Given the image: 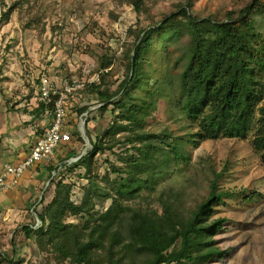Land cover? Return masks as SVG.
<instances>
[{"label": "trees", "instance_id": "trees-1", "mask_svg": "<svg viewBox=\"0 0 264 264\" xmlns=\"http://www.w3.org/2000/svg\"><path fill=\"white\" fill-rule=\"evenodd\" d=\"M194 1L181 0L154 21L147 0H114L115 10L131 7L146 21L125 30L119 53L97 56L96 79L78 91L97 99L78 109L80 116L86 114L81 122L86 120L89 147L75 163L70 159L80 154L66 152L65 161L51 165L41 199L27 209L31 221L20 233L33 242L44 264H210L225 253L214 247L213 237L230 222L214 218L216 208L239 194L245 203L262 196L246 189L220 190L221 172L210 180L206 197L189 208L179 191L153 193L158 180L173 168H187L191 151L206 140L248 135L253 152L264 163V33L258 27H264V21L259 22L264 20V0H238L228 8L200 13H193ZM0 6V22L15 11L25 22L23 28L39 40L47 28L53 34L59 30L56 2L0 0ZM110 15L117 21L113 12ZM94 28L97 24L90 20L84 31ZM59 68L62 83H80L66 64ZM117 68L125 76L107 83ZM109 85L117 86L116 91L105 93ZM56 99L49 104L38 101L32 116H52ZM170 105L192 133L177 135L167 117L156 124L154 115ZM94 108L100 118L108 112L112 117L91 140L88 114ZM71 136L84 145L79 129ZM126 145L139 149L122 166L109 164L100 175L97 157ZM79 170L77 179L86 185L76 202L75 185L67 179ZM99 199L110 204L96 215ZM36 220L40 226L34 229ZM10 244L9 253H0V264H22L14 261L17 249L12 239Z\"/></svg>", "mask_w": 264, "mask_h": 264}, {"label": "rangeland", "instance_id": "rangeland-1", "mask_svg": "<svg viewBox=\"0 0 264 264\" xmlns=\"http://www.w3.org/2000/svg\"><path fill=\"white\" fill-rule=\"evenodd\" d=\"M46 1L56 2L55 12L60 18L57 21L59 30L53 34L47 28L42 40H39L33 32L23 28L25 22L17 16L15 11L7 20L0 22L1 135L8 129L11 136H19L21 129L25 131L29 124L37 125L39 130L47 128L52 121V116L45 115L42 121L32 116V111L38 107V101H40L37 94L38 78L46 76L53 85L59 88L63 82L58 76L59 67L66 64L76 81L82 84L91 83L96 79L93 73L97 66V56L107 52L119 53L122 41L125 39V30L137 22L141 24V21L143 23L144 20L146 21L145 15L137 16L131 7L123 6L115 10L114 0ZM180 1L147 0V3L151 7L153 20L159 21L162 15L173 9V6ZM237 1L195 0L193 13H200L205 9L210 12L219 8H228ZM28 4L35 5L36 0H28ZM27 11L30 12V8H27ZM111 12L117 16V21L111 17ZM1 13L0 6V16ZM90 20L96 22L97 28H94L92 32L84 31ZM262 21L264 20H259L260 23ZM258 27L264 33V27ZM173 73L174 76L177 75V71ZM124 76L122 69L117 68L116 76L108 77L106 81L112 83L122 80ZM79 77L81 78L78 80ZM113 86L109 85L103 88V91L105 93L115 92L117 86ZM78 91L80 89L68 95L66 114L71 135L79 129L84 145L72 136L71 143L56 151L55 160L50 165L65 161L68 157L66 152L82 155L84 151L87 137L85 131H82L78 109L95 104L97 99L89 94H80ZM95 110V108L92 109L88 114V133L91 140L107 128L112 117L108 112L100 118ZM154 117L156 124L163 123L167 117L168 127L177 135L192 133V129L188 127L183 118L179 117L176 108L172 105L163 108ZM152 126H155V123ZM249 139L250 136L247 135L244 139L206 140L198 149L191 151L190 164L187 168L182 164L173 168L169 175L158 180L153 192L179 191L185 207L189 208L206 197L210 180L215 178V174L221 172L222 177L218 180L220 190L240 193L246 189V193L252 191L261 193L262 196L257 197L253 202L245 203L242 195L239 194L237 199L216 208L214 218H226L230 222H226L213 237L214 247L225 253L210 264H264V163L253 152ZM136 149L139 147L133 150L129 145L119 146L113 152L99 155L97 160L100 175H103L104 171L110 167L109 164L122 166L131 154L136 153ZM70 160L73 163L76 161ZM79 172L82 170L68 176L67 179V182L75 185L73 198L76 202L80 201L81 188L86 185V181L77 179ZM109 204V200H97L95 214L98 215L106 210ZM69 222L76 223L77 221L75 218H70ZM13 233L11 239L17 249L14 261H22V264H44L33 242L24 240L22 235L20 236V231ZM6 251L8 253L11 251L9 240L6 241L5 246L0 244V253ZM1 264L9 263L4 261Z\"/></svg>", "mask_w": 264, "mask_h": 264}, {"label": "crops", "instance_id": "crops-1", "mask_svg": "<svg viewBox=\"0 0 264 264\" xmlns=\"http://www.w3.org/2000/svg\"><path fill=\"white\" fill-rule=\"evenodd\" d=\"M39 120L42 121L41 118H39L38 121ZM21 127L23 128L24 126ZM5 128H7V126H5ZM43 129L39 130L37 125L34 126V124H29L25 131L21 129L19 136H11L8 129L6 133L0 134V172L2 171L3 165L6 163L17 164L23 161L29 154L36 139L46 130V128L44 131ZM17 130H19V128ZM50 166V164L34 165L30 168L18 187L0 195L1 245L5 246L7 240L11 242L13 232L20 231L22 225L30 223L31 219L27 209H31L30 205L41 199L45 187L48 184V168ZM51 196L52 192L48 194L47 199L51 198Z\"/></svg>", "mask_w": 264, "mask_h": 264}, {"label": "built area", "instance_id": "built-area-1", "mask_svg": "<svg viewBox=\"0 0 264 264\" xmlns=\"http://www.w3.org/2000/svg\"><path fill=\"white\" fill-rule=\"evenodd\" d=\"M84 85L76 82L73 85L68 83L60 84L56 87L46 76H40L37 84V94L39 100L45 104L52 102V97H57L54 101L52 121L44 133L38 137L31 147L27 157L17 164H4L0 172V195L16 188L23 181L28 169L36 164H51L55 159V153L64 145L71 143L72 136L67 122V97L71 92L82 89ZM85 115H82L81 118ZM81 155V154H80ZM76 159L77 160L79 157ZM40 226L36 220L33 228Z\"/></svg>", "mask_w": 264, "mask_h": 264}, {"label": "water", "instance_id": "water-1", "mask_svg": "<svg viewBox=\"0 0 264 264\" xmlns=\"http://www.w3.org/2000/svg\"><path fill=\"white\" fill-rule=\"evenodd\" d=\"M85 122H86V120L82 121V131H83V132H84ZM85 142H86V144H85V148H84V151H83L82 155L85 154L87 148L89 147V141H88V139H87ZM47 185H48V184H47ZM46 187H47V186H46ZM46 187H45V188H46Z\"/></svg>", "mask_w": 264, "mask_h": 264}]
</instances>
